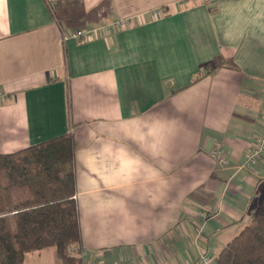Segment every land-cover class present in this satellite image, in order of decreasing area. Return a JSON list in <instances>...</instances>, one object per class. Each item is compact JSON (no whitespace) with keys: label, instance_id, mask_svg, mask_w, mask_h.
Returning <instances> with one entry per match:
<instances>
[{"label":"crops","instance_id":"0c3cea01","mask_svg":"<svg viewBox=\"0 0 264 264\" xmlns=\"http://www.w3.org/2000/svg\"><path fill=\"white\" fill-rule=\"evenodd\" d=\"M263 119L264 0H0V153L73 136L95 264L215 258L264 196V154L239 166Z\"/></svg>","mask_w":264,"mask_h":264},{"label":"trees","instance_id":"16d2710c","mask_svg":"<svg viewBox=\"0 0 264 264\" xmlns=\"http://www.w3.org/2000/svg\"><path fill=\"white\" fill-rule=\"evenodd\" d=\"M74 150L66 133L0 153V264H24L27 252L49 246L61 264H81ZM214 264H264V196Z\"/></svg>","mask_w":264,"mask_h":264},{"label":"built area","instance_id":"2783aa9c","mask_svg":"<svg viewBox=\"0 0 264 264\" xmlns=\"http://www.w3.org/2000/svg\"><path fill=\"white\" fill-rule=\"evenodd\" d=\"M128 23L125 19H120L115 22L116 26L126 25ZM104 30H108L109 26H104ZM92 32H87L81 29L73 30L68 32L66 36L75 37L78 39H83L92 36ZM264 154V119L262 121L260 131L255 135L253 142L247 147L244 153V158L240 167H251L256 165L259 159ZM210 155L215 159V161L221 166L228 165V159L223 153L222 145L220 142H216L215 145L210 150ZM202 215L205 217L207 215L206 211L202 212ZM78 257L80 258L81 264H95L92 261L88 250L84 247H81L78 251ZM194 264H214V257L209 255L206 251H201L198 254V257Z\"/></svg>","mask_w":264,"mask_h":264}]
</instances>
